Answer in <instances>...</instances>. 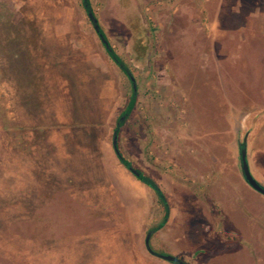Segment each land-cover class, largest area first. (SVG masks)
Segmentation results:
<instances>
[{"label": "rangeland", "instance_id": "374dc122", "mask_svg": "<svg viewBox=\"0 0 264 264\" xmlns=\"http://www.w3.org/2000/svg\"><path fill=\"white\" fill-rule=\"evenodd\" d=\"M87 1L86 12L82 0H0V264H169L146 239L163 256L191 253L157 246L174 230L193 244L204 219L198 200H227L230 225L241 216L264 222V196L245 188L238 149L249 133L246 159L264 186L256 152L264 143V0ZM89 13L133 81L112 64ZM82 43L91 45L75 52ZM112 75L114 106L98 112L94 97L109 91ZM91 125L110 149L118 127L123 157L155 181L168 212L120 161L117 200L96 159L102 132ZM70 152L84 154L91 176L70 170ZM225 182L242 184L235 204L213 193ZM218 252L202 264H219Z\"/></svg>", "mask_w": 264, "mask_h": 264}, {"label": "crops", "instance_id": "0c3cea01", "mask_svg": "<svg viewBox=\"0 0 264 264\" xmlns=\"http://www.w3.org/2000/svg\"><path fill=\"white\" fill-rule=\"evenodd\" d=\"M220 1V0H219ZM210 2V1H209ZM239 7L237 9H235V11H233V13H238L241 12V10L239 9ZM243 15V14H241ZM185 28H190L191 26L189 24L184 25ZM183 27V28H184ZM55 28V27H53ZM244 28H247V25ZM56 30V29H55ZM53 32V29L51 30H47L45 34H47L48 32ZM48 36H52L47 34ZM55 37V36H54ZM64 37H67V35H64ZM79 37V36H78ZM77 37V38H78ZM56 40H60V39H56ZM49 41V40H48ZM74 41V40H72ZM72 41H66V40H62L59 42H63L64 44L66 43H72ZM78 42L81 43L82 39H77ZM76 40L74 42H77ZM83 44V43H82ZM88 43H85L83 46L81 47L79 50L78 49H74L75 47H73V50L78 53L84 51L86 48H89V46L91 45H87ZM88 46V47H87ZM68 47V46H67ZM89 53H87V57H89ZM112 64L114 63L113 60L111 59ZM190 61H187L185 63H189ZM111 63V62H110ZM97 66V73L101 76V74H108V72L103 71V69H101V66L98 65V63L96 64ZM114 65V64H113ZM73 69L77 70V64L74 63ZM65 72V71H64ZM211 74V73H210ZM64 77H66V79L64 81H70L67 76L66 73H64ZM107 77V76H106ZM208 79L210 78V76L208 75L207 77ZM102 79L99 78V81L101 82ZM108 81H110V83H108ZM106 83L109 85L110 84V89L109 91H105L103 89H101V92H98L97 97H94V101H96L97 105H99V103L101 104L102 108L98 109V112H104L108 109L109 105L112 107L114 106L115 103V89L114 88V84L115 81H113V75L111 80L107 79ZM81 83H79L78 80H75V87H80ZM83 87V84H82ZM109 87V86H108ZM70 88V85L67 87H64L62 89L64 90H68ZM107 88V87H105ZM223 91L224 88L222 87ZM103 90V91H102ZM107 92V93H104ZM93 100V99H92ZM90 103L88 100L86 101V104ZM95 103V104H96ZM130 105V101L127 105V109ZM108 106V107H107ZM133 108V107H132ZM68 120V119H67ZM65 119V122L67 123V125H69V123L71 121H67ZM70 120V119H69ZM64 122V124H66ZM76 124L78 126H80L78 124V121H75ZM92 123V122H89ZM94 126L97 130L101 131L100 126L99 125H91ZM104 126H101V128H103ZM140 128V127H139ZM116 131V130H115ZM102 135L100 134L101 140L99 142V149H98V156L96 157L98 164L103 172V174H105L106 178L108 180H106L108 183L110 182L112 187L113 184H117V185H121V181L120 179H117L114 177L113 174V170L116 171V168H118L119 172L122 174V171L120 169V162L116 156V154L114 153V148L110 149V147L108 146V143L106 141H104V139L106 138L105 136V131H101ZM115 133V132H114ZM140 133V132H139ZM143 133V132H142ZM107 134V133H106ZM141 134V133H140ZM99 135V133H98ZM148 135V134H145ZM249 136V133H248ZM141 140V137H139ZM146 140L144 141L143 139L140 141V144L145 143ZM113 144V141H112ZM113 146V145H112ZM114 147V146H113ZM77 148H83V145L81 147H77ZM247 150V148H246ZM258 152V157L261 154H264V143H262V146H260V148L257 149ZM83 155H79L77 152L75 153H66L63 157H65L68 161L72 162L73 165L72 167H70L71 169H74L75 172L74 174L76 176H81V177H85V176H91L92 174H86L84 173L81 168L82 166V158ZM262 177L261 174H257L256 173V177ZM256 180L258 182H262V180H260L259 178H256ZM225 181V180H224ZM226 183V182H225ZM245 188L250 187L249 185L245 184L244 185ZM221 187V188H220ZM241 187V191H242V184L240 185H228L227 183H220L219 186V191H213V193H215V195L219 196L222 198L221 195H226L223 197V199L228 198L229 196L233 197L232 200L230 202V204L233 202V204H235V200L241 198L239 197V195H241V193L239 192V189ZM114 193L117 197V200L120 198V196H118L116 190L114 189ZM223 191V192H222ZM117 193V194H116ZM227 193H230L229 195H227ZM83 194H85V201H90L91 200V195L88 192H81V197H83ZM199 195V194H197ZM192 197H196L195 194L192 195ZM121 199V198H120ZM212 200H210L211 202ZM119 202V201H118ZM199 205L202 206L201 211H193V212H198L200 214L203 213L204 219L203 222L201 224V234L199 236L196 237V239H194L193 244H191L190 241H188V237L187 236H176V230L172 231V233L170 235H166L164 237H161L160 234V239L158 241V248L161 250H157V251H165L167 249V251H178V252H182L184 253V251H192L191 253H186V254H178V257H174L177 261H179V257L184 258L180 263H184V260L186 263L184 264H193V262H195V264H202V258L207 257V251H219L218 252V256H214L215 253H213L212 256V262L217 258L218 263L222 264L224 262L225 259H230L232 261H237L238 264H264V222H258L256 221L255 224V217L251 216V219L245 220L243 219V217L241 216V222L239 221V223L236 224V222L232 223L230 225V217L228 215H226V208L227 200H220L219 201H214V202H209V203H205L204 201L201 200L199 201ZM196 203L194 202V205ZM197 205V204H196ZM198 206V205H197ZM228 209L234 211L236 210V212H239V209L237 211L236 206H232L229 207ZM193 214V213H192ZM192 214L190 216H192ZM257 215H260V217H263L264 219V210L263 211H259V213ZM253 217V218H252ZM176 220V217H174L172 219V222ZM252 221L254 223H252ZM257 225V226H256ZM161 228L163 229L164 227H159L157 229L156 232V238L157 235H159V229L161 230ZM179 237V238H178ZM176 238L177 241H175L174 239ZM181 239V242H179L178 240ZM183 239V240H182ZM186 239V240H185ZM188 241V242H187ZM157 242V241H156ZM190 242V243H189ZM165 246V247H164ZM166 248V249H164ZM155 256V255H154ZM173 257V256H171ZM163 260V259H161ZM203 264H209L207 260H203ZM169 264H173L172 262L166 261ZM188 262V263H187Z\"/></svg>", "mask_w": 264, "mask_h": 264}, {"label": "trees", "instance_id": "16d2710c", "mask_svg": "<svg viewBox=\"0 0 264 264\" xmlns=\"http://www.w3.org/2000/svg\"><path fill=\"white\" fill-rule=\"evenodd\" d=\"M83 1V5H84V8L86 10V12L89 10V6H88V1L87 0H82ZM89 18L93 21V24H94V27L96 28V34L98 35V37L100 38L103 46L105 47V50L107 52V54L109 55V57L113 60V62L120 68V70L126 74L127 77L130 78V80L133 81L130 73L128 72L127 68L125 67V65L121 62V60L119 59V57L115 54H113L110 46H109V43L108 41L106 40L105 36L103 35V32L101 29H99V26L98 24L96 23V20L93 18L92 14L89 13L88 14ZM133 87H135V85L133 84ZM133 91V95L131 97V100H130V105L128 107V109L126 110V114H128L132 107H133V103H134V93H135V89L132 90ZM124 114V115H126ZM123 124V123H122ZM114 152L116 154V156L118 157L119 161L125 166L127 167V169L129 170V172L134 175V177H136L140 182H142V184H144L145 186H147L148 188H150L154 193L155 195L157 196V198L159 199V201L162 203V206L164 207L165 211L168 212V206H167V202H166V199H165V196L163 195V193L161 192L160 188L158 187V185L155 183V181L153 179H151L150 177H148L147 175L143 174L141 171L137 170V168H135L133 165L130 164L129 161H127L119 147H118V144L116 142V145L114 146ZM149 241V239H148ZM149 247H150V244H149ZM151 251H152V255L154 254L155 256L156 255H162L160 253H157L155 252L154 249H152L150 247ZM179 261H172L173 264H179L178 263Z\"/></svg>", "mask_w": 264, "mask_h": 264}, {"label": "water", "instance_id": "95a60500", "mask_svg": "<svg viewBox=\"0 0 264 264\" xmlns=\"http://www.w3.org/2000/svg\"><path fill=\"white\" fill-rule=\"evenodd\" d=\"M117 129L114 133V138H113V145H116L117 142ZM247 136L245 135L243 141L239 144L238 149H239V169H240V173L244 179V181L255 191H257L258 193H260L261 195L264 196V186H262L258 181H256L253 176L250 173V169H249V165L246 159V140H247ZM149 237V234H148ZM146 248L147 250L152 253L150 247H149V241L148 238L146 239ZM154 255V254H153ZM158 257H161L164 260H167L169 262L172 261H177L174 257L171 256H163V255H158ZM179 264H184V263H180Z\"/></svg>", "mask_w": 264, "mask_h": 264}, {"label": "flooded vegetation", "instance_id": "af4514ba", "mask_svg": "<svg viewBox=\"0 0 264 264\" xmlns=\"http://www.w3.org/2000/svg\"><path fill=\"white\" fill-rule=\"evenodd\" d=\"M100 39V38H99ZM142 41V40H141Z\"/></svg>", "mask_w": 264, "mask_h": 264}]
</instances>
